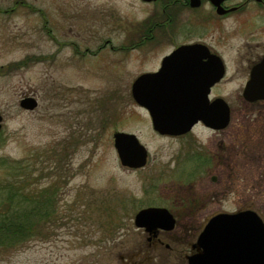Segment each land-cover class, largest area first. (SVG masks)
Segmentation results:
<instances>
[{"label":"rangeland","instance_id":"obj_1","mask_svg":"<svg viewBox=\"0 0 264 264\" xmlns=\"http://www.w3.org/2000/svg\"><path fill=\"white\" fill-rule=\"evenodd\" d=\"M13 4L9 0L1 8L16 7L15 15L0 13V200L2 183L22 170L18 186L24 185L30 196L40 189L50 191L45 200L50 221L44 236L0 256V264L159 263L153 254H136L131 248L139 234L134 215L147 206L168 205L162 193H194L204 172L189 175L193 162L187 157L193 150L187 141L192 134L184 139L159 136L130 89L138 75L157 68L175 43L196 39L198 32H173L171 43L169 34L163 37L155 27L153 38L141 41L140 25L153 14V5L140 0ZM228 41L234 46L238 39ZM242 81L237 66L229 62L222 96L232 108L241 102L235 96ZM32 92L36 108L22 109V94ZM236 117L233 121H244ZM194 130L195 150L219 147L209 130L200 125ZM115 131L137 135L148 150L145 167L121 166L113 147ZM7 162L18 167L10 170ZM243 169L219 205L190 210L187 227L201 230L199 223L216 207L235 211L256 189V211L264 220V178ZM176 262L165 258L159 264Z\"/></svg>","mask_w":264,"mask_h":264},{"label":"flooded vegetation","instance_id":"obj_2","mask_svg":"<svg viewBox=\"0 0 264 264\" xmlns=\"http://www.w3.org/2000/svg\"><path fill=\"white\" fill-rule=\"evenodd\" d=\"M141 2L153 5V14L149 16L143 25H140L139 32L143 33L141 41L152 39V30L159 27V34H169L168 40L175 41L173 32L188 31L198 32L196 39H188L177 42L164 54L156 69L148 72L157 71L163 58L175 49L184 45L204 46L209 54L218 57L224 67L222 76L211 84L208 88V98H222L225 91L226 72L228 63L237 66V71L243 78L235 97L241 99L240 104L232 108L229 105V120L222 127L205 125L203 122H196L188 131L178 135L159 134L161 137L184 139L192 134L187 146L193 150L187 160L193 162L192 170L189 175H199L200 184L197 190L178 196L174 193L163 196L169 200L168 205L162 207L170 211L174 219V226L170 230L158 229L149 233L143 228L138 229V236L132 242L136 254L146 252L159 260L173 258L176 264H186L187 256L194 252L192 247L199 234V230L194 232L193 228L187 227L192 219L191 209H198L204 206L220 204L221 196L232 180L243 176V168L251 170V175L256 174L258 178H264V96L261 99L248 101L244 97V87L249 80L251 71L255 66L261 64L258 69V81L264 82V0H140ZM9 0H0V13L11 17L17 13L16 7L1 8V3ZM23 3V0H14L13 5ZM150 18H154L153 22ZM47 26V19L44 21ZM148 23L147 25H145ZM48 28L47 31H51ZM164 34L163 37H166ZM173 35V36H172ZM230 37H236L237 43L233 46L229 44ZM159 42V41H158ZM142 42H139L141 44ZM229 45H228V44ZM76 45V43H74ZM77 46V45H76ZM49 58V56H48ZM187 60L185 58H182ZM200 63L206 64L216 62L214 58L201 57ZM216 71L214 67L208 71ZM263 83L257 85L261 90ZM259 95L258 92H256ZM34 96L32 93H23L22 97ZM239 114L244 121H233ZM0 115L2 113L0 112ZM262 120V121H261ZM3 122L0 121V125ZM202 126L209 130L210 140L218 143V148L209 151H198L197 136L194 135L195 126ZM195 147V148H194ZM148 161V151L147 160ZM180 163V162H179ZM178 163V164H179ZM142 166L141 168L145 167ZM177 164V165H178ZM184 167H181L182 169ZM178 169V170H180ZM201 182H206L204 187ZM258 185L255 181L254 185ZM203 189V190H202ZM254 189V186H253ZM258 191L249 199H241V205L236 210H256ZM255 199V201H253ZM165 205V206H164ZM149 207V206H147ZM205 217L200 226H204L207 220L220 212H224L220 207ZM173 210L177 211L174 212ZM150 260L148 264H159ZM132 264H142L133 262ZM144 264V263H143Z\"/></svg>","mask_w":264,"mask_h":264},{"label":"water","instance_id":"obj_3","mask_svg":"<svg viewBox=\"0 0 264 264\" xmlns=\"http://www.w3.org/2000/svg\"><path fill=\"white\" fill-rule=\"evenodd\" d=\"M207 56L216 62L203 64L197 60ZM211 67L217 70L208 71ZM260 67L261 64L252 69L244 87L248 101L264 96V82H259L257 76ZM223 73L218 57L209 54L204 46L184 45L166 55L157 71L137 76L131 85V96L147 110L152 128L159 134L178 135L198 121L222 127L229 120V106L222 98L210 101L208 88ZM260 83L261 90L257 87ZM19 106L33 110L37 100L26 96L20 99ZM112 137L121 166L137 169L146 164L147 150L135 134L115 131ZM133 223L152 233L172 229L174 219L166 208L149 206L136 212ZM192 247L194 252L187 256L186 264H264V221L249 209L220 212L207 220Z\"/></svg>","mask_w":264,"mask_h":264},{"label":"trees","instance_id":"obj_4","mask_svg":"<svg viewBox=\"0 0 264 264\" xmlns=\"http://www.w3.org/2000/svg\"><path fill=\"white\" fill-rule=\"evenodd\" d=\"M12 164L14 162H7L6 167L16 170L18 164L17 167ZM21 171L2 183L5 190L0 200V256L4 258L27 248L31 239L44 236L50 221L47 212L49 205L45 201L50 191L40 189L30 196L24 185L18 186L22 182L17 181V178L24 175V171Z\"/></svg>","mask_w":264,"mask_h":264}]
</instances>
